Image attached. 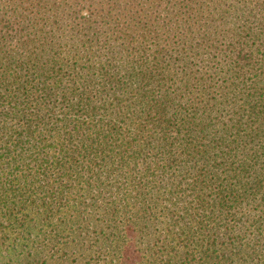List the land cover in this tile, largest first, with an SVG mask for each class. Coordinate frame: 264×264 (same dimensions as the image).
<instances>
[{
  "label": "trees",
  "instance_id": "trees-1",
  "mask_svg": "<svg viewBox=\"0 0 264 264\" xmlns=\"http://www.w3.org/2000/svg\"><path fill=\"white\" fill-rule=\"evenodd\" d=\"M136 164L154 167L141 175L152 187L124 206L143 218L123 224L150 229L159 196L169 209L193 197L208 220L200 263L232 264L213 250L212 224L264 199V0H0V235H23L31 221L17 215L33 208L22 199L36 183L130 177ZM72 209L43 201L34 221ZM88 225L63 220L55 238ZM244 256L264 264L262 252Z\"/></svg>",
  "mask_w": 264,
  "mask_h": 264
},
{
  "label": "rangeland",
  "instance_id": "rangeland-1",
  "mask_svg": "<svg viewBox=\"0 0 264 264\" xmlns=\"http://www.w3.org/2000/svg\"><path fill=\"white\" fill-rule=\"evenodd\" d=\"M59 114L60 111L57 110L47 115L46 119L56 120ZM165 169L166 166L161 165L160 170ZM153 170L154 167L147 170L146 166L136 164L130 177L115 175L96 181L87 178V183L83 182V185L68 179L57 182H54V179L42 180L36 183L32 194H27L22 199L28 206L34 208L43 201L56 205H67L69 202L77 209H72L70 212L64 210L60 214L48 213L40 217L42 222L39 224L35 222L37 216L33 208L27 211V214L25 212L17 215L18 218L23 216L31 222L27 224L21 236L14 229H8L3 232L5 234L0 235L7 241L0 251V264H19L21 260H25L22 264H183V262L201 264L200 257L209 249L207 242L203 241L208 233L206 228L208 220L206 217L197 218L194 215L196 204L193 202V197L182 200L184 203L181 207L182 209L187 207V211L169 209L168 201L159 196L160 199L155 201V204L160 205L159 209L153 210L148 215V219L152 218L157 225L150 229L145 227L133 229L123 224L126 223L124 221L127 218L137 221L143 218L142 214L131 213L125 210L124 206L128 203L146 202L148 198L144 188L152 185L150 182L143 183L141 175L144 172L154 174ZM165 181L161 185H164ZM134 186L140 191L129 196L126 191ZM58 187L86 189V192H81L77 196L65 194L60 199L50 198L51 190ZM20 198L21 196L16 201ZM236 200L238 201L239 198L229 197L228 206H232ZM252 201L253 199L249 201L244 199L243 206L239 210H226L222 215H217L216 221L220 220L223 226L216 227L212 224V228H216L218 233L217 245L212 248L220 254L226 253V257L232 253V264H241L245 259V253L250 250L262 252L264 257V249L258 242V239L264 236V210L259 206L264 199L259 197ZM148 203L153 202L148 200ZM83 207L88 209L85 210ZM194 217L199 224L192 220ZM66 219L79 220L80 225L83 220L84 224L91 223V225L80 229L72 228L74 231L68 228L63 235L64 238H55L56 228ZM184 219L189 224L186 230L182 228L183 226L179 227L181 225L179 222ZM16 236L19 240L15 243L13 239ZM36 254L39 256L30 257ZM259 259L264 261L262 257ZM256 260L255 257H251L244 263L255 264Z\"/></svg>",
  "mask_w": 264,
  "mask_h": 264
}]
</instances>
